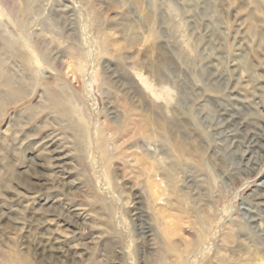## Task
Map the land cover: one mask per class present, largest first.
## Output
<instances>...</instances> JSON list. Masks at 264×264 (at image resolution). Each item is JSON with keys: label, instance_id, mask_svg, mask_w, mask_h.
I'll return each mask as SVG.
<instances>
[{"label": "rangeland", "instance_id": "1", "mask_svg": "<svg viewBox=\"0 0 264 264\" xmlns=\"http://www.w3.org/2000/svg\"><path fill=\"white\" fill-rule=\"evenodd\" d=\"M0 69V264H264V0H0Z\"/></svg>", "mask_w": 264, "mask_h": 264}, {"label": "bare ground", "instance_id": "2", "mask_svg": "<svg viewBox=\"0 0 264 264\" xmlns=\"http://www.w3.org/2000/svg\"><path fill=\"white\" fill-rule=\"evenodd\" d=\"M3 65V64H2ZM1 70V69H0ZM12 78V77H11ZM9 79V81L7 82V87L10 89V90H20L21 87H20V83L19 81H14L12 79ZM14 78V77H13ZM24 90V89H23ZM11 99L10 98H7V100ZM154 215H155V218L156 220L158 221V229L160 231V233L163 234L164 237H169V235L171 234V228H172V224L170 223H167L165 222L169 216V214H167L163 209H160V208H155L154 209ZM148 233V232H147ZM172 236V235H171Z\"/></svg>", "mask_w": 264, "mask_h": 264}]
</instances>
